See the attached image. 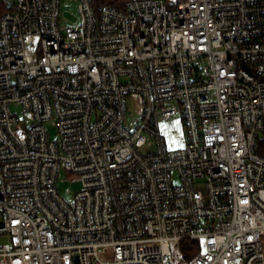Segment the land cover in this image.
I'll list each match as a JSON object with an SVG mask.
<instances>
[{"label": "built area", "instance_id": "2783aa9c", "mask_svg": "<svg viewBox=\"0 0 264 264\" xmlns=\"http://www.w3.org/2000/svg\"><path fill=\"white\" fill-rule=\"evenodd\" d=\"M69 1L0 0V264H264V0Z\"/></svg>", "mask_w": 264, "mask_h": 264}, {"label": "rangeland", "instance_id": "374dc122", "mask_svg": "<svg viewBox=\"0 0 264 264\" xmlns=\"http://www.w3.org/2000/svg\"><path fill=\"white\" fill-rule=\"evenodd\" d=\"M175 1V0H170ZM61 24H69L71 22H75L78 19V6L77 4L69 1L62 0L61 3ZM18 116L21 118V121L24 126L26 123H31L30 117L25 115L22 110L15 109ZM135 119V109L133 106H130L129 116L127 121V127L133 128V121ZM50 130V138L52 140L58 138L57 129L49 127ZM160 132L164 136L166 140V144L169 149L177 150L183 148L185 145L186 138V129L184 127L183 121L181 117H175L172 123L161 124ZM58 188L62 196L69 201L73 199L75 193L80 190V183H73L72 179L69 178L64 172L61 173L60 179L58 181ZM71 191V193H68ZM3 243L9 244L10 240L7 238L2 239ZM172 250L174 257L176 258V264H185L187 260L184 258V245H172ZM106 259V258H103ZM109 260V258H107Z\"/></svg>", "mask_w": 264, "mask_h": 264}, {"label": "trees", "instance_id": "16d2710c", "mask_svg": "<svg viewBox=\"0 0 264 264\" xmlns=\"http://www.w3.org/2000/svg\"><path fill=\"white\" fill-rule=\"evenodd\" d=\"M125 0H95L96 5L109 4L116 7H121ZM257 152L264 156V135L260 137ZM199 251V247L194 243H187L184 245V258L190 260Z\"/></svg>", "mask_w": 264, "mask_h": 264}]
</instances>
